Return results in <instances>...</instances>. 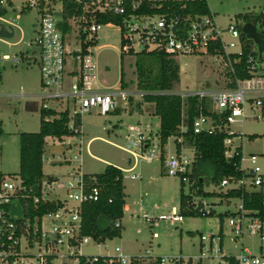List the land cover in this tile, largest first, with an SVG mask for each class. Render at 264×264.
Here are the masks:
<instances>
[{"label": "built area", "instance_id": "2783aa9c", "mask_svg": "<svg viewBox=\"0 0 264 264\" xmlns=\"http://www.w3.org/2000/svg\"><path fill=\"white\" fill-rule=\"evenodd\" d=\"M13 1L0 0V6L5 3L13 4ZM19 1L21 11L33 7L39 14L37 36L34 41L38 49L37 63L40 74L39 109L55 111V115H45V120H51L58 117L59 113L67 112L70 119L68 127L75 131L73 123L75 115L81 116L91 110H95L100 115H107L115 111L120 103L128 106L130 98H136V95L143 98L145 94L140 90L135 92L133 89H125L120 84L119 86L106 85L98 79L97 59L100 50L96 47L97 33L102 26L114 24L97 21L99 15L121 16L117 26L120 27V51L125 54L130 51L159 50L174 59L179 55L209 54V46L220 44L223 50L221 54L223 66L232 71V64L238 59L232 60L230 53H240L242 50L240 31L235 22L222 27L216 22L213 13L189 14L182 17L169 10L152 11L156 8L160 9L166 0H72L75 7L67 15L64 14V0ZM16 19L7 20L0 16V20L10 24L8 30L12 31L13 35ZM63 26H66V29ZM69 43H78V46L72 50ZM83 44H86L85 49ZM23 56L22 52L20 57L2 54L0 60L17 64ZM262 56L261 62L252 55L245 59L251 75L237 80L235 88L185 94L166 91L178 94L182 98L187 96L199 98V112L193 120L194 133L198 134L203 130L212 131L215 128L212 117L203 112L202 101L204 100L209 105V111L216 114L225 113L223 128L229 135H232L228 132L231 124H242L246 118L260 119L264 116V54ZM25 57L29 61L32 60L31 56L25 55ZM257 108L260 114L256 112ZM218 128L220 129L221 126L218 125ZM128 130L130 132L125 135L127 146L117 145L118 147L146 162L160 160L161 150L155 151L149 136H146L137 126H129ZM81 134L45 138L49 145L64 147L60 154L55 155L54 162L80 164H78V171L68 173L66 181H61L57 177L52 180L46 178L42 180L41 195L29 194L30 190L24 185L18 173L0 177V264H56L59 258L62 259L61 264H69L65 260L68 256H76L78 264H143L156 259L159 260V264H192L191 257L184 259L182 256L168 258L151 255L128 256L122 253L119 247L115 248L118 252L115 256L80 254L81 245L92 240L88 236H80L81 206L98 201L101 194L100 187L94 185L92 179L85 178V173L81 171L82 159L77 157L81 154ZM74 136L79 137L77 144H74L71 139ZM224 145L226 158L233 157L235 147H232L230 136L225 137ZM130 146L137 147L141 153L131 150ZM49 158L50 155H47L46 159L49 160ZM257 159L258 157L254 154L241 155L239 168L243 175L223 177L214 187L223 192L232 188L241 189L243 192L256 191L262 194L264 201V173L257 165ZM193 160L194 153L192 157H188L182 150L175 151L173 155L165 156L164 172L167 175L178 176L184 183L193 184L194 181L190 178ZM245 161L248 162L246 166ZM135 166L136 160L127 170H132ZM135 176L140 177V175ZM55 188L67 191L68 197L64 199L49 197ZM27 197L32 198L34 206H37L40 201H59L60 205L55 210L46 211L41 216L34 215L31 218L25 215V207L20 203ZM234 198L238 199L239 203L235 211H228V225L235 233L231 240L236 241L239 237L242 238L243 227H246L251 234L257 235V241L252 246L257 251H253L249 246H243L237 254L224 253L220 247H214L216 241L221 243V233L200 234V255L195 257L199 264L203 259L210 258L216 259L214 264H264V218L254 214L255 211L246 209L242 196ZM69 199H72L73 203H70ZM213 206L207 203L205 197L193 196L187 208L198 210L202 215H210ZM246 217L250 221L248 225L244 220ZM142 218L150 228L158 227L160 222L177 224L184 220L181 212L175 208H172L169 213L158 215L144 213ZM115 226H122L121 220H117ZM31 249L34 251H30ZM99 256L108 258L100 262Z\"/></svg>", "mask_w": 264, "mask_h": 264}, {"label": "rangeland", "instance_id": "374dc122", "mask_svg": "<svg viewBox=\"0 0 264 264\" xmlns=\"http://www.w3.org/2000/svg\"><path fill=\"white\" fill-rule=\"evenodd\" d=\"M211 13L215 15L216 22L222 27L235 22V15L250 11L258 13L264 10V0H206ZM21 3L14 0L13 4H3L0 9L6 11L0 15L4 19L15 21V34L12 37L0 36V56L9 54L11 57H20L19 63L0 60V177L5 174L19 171V131L34 132L39 128L40 121V74L37 63L38 49L34 44L37 36V21L39 14L33 7L21 11ZM17 16V17H16ZM8 30L10 24L0 20ZM260 28V27H258ZM96 47L100 50L98 55V79L106 85H117L120 82V73H124V80L128 84L125 89L136 88L135 55L121 54L120 27L108 24L101 27L97 33ZM70 44L75 49L76 44ZM31 56L32 60L26 59ZM36 59V61H35ZM178 64V78L172 89L168 92L185 94L188 92L207 91L225 88L228 82L221 55L206 53L179 55L174 58ZM129 99V105L118 108L107 114L100 115L95 110L81 115V171L88 174L101 173L107 164L123 169V185L125 192V213L121 219V235L107 239L102 243L89 240L81 245L80 254L87 256L108 255L115 256V248L119 247L124 254L151 255L164 258L182 256L184 259L192 258V264H199L195 257L200 255V234L221 233V243L216 241L214 247L221 248L224 253L237 254L243 246H249L253 251V244L257 235H253L243 227V236L236 241L231 240L235 234L228 225V214L219 216L225 211H235L239 200L232 198L228 204L219 202L220 197H205L208 204L214 205V215L183 216V221L177 224L160 222L158 227L150 228L142 218L144 213L158 215L169 213L172 208L179 210L180 178L161 172L159 159L146 162L142 158L133 157L129 152L117 145H126L125 135L129 133L127 125L139 126L146 136L151 138V146L156 152L160 150L158 142L159 118L154 115V103L146 102L139 95ZM136 104L139 105L136 106ZM209 106V105H208ZM120 110V111H119ZM185 110V108H184ZM118 112V113H114ZM256 112L260 114L259 109ZM181 129L185 130L182 124ZM232 133V147L240 146L242 155L254 154L258 157L257 165L264 173V116L260 119L246 118L243 123H233L228 127ZM257 134L255 138L250 135ZM74 144L79 137L71 138ZM90 140V141H89ZM182 140L183 152L193 156V148L185 139ZM89 141V143H88ZM176 137L171 136L165 145L166 156L176 151ZM49 142V140H48ZM131 150L141 153L135 146ZM64 150L60 145L46 143L43 159V173L54 176L61 181L68 179V173L78 171V164L68 162H54L56 154ZM53 154L54 156H52ZM67 154V153H66ZM50 155L49 160L46 156ZM136 160V166L127 170ZM52 161V162H51ZM244 165H248L245 161ZM135 175H140L135 176ZM207 175H210L208 171ZM135 176V177H133ZM205 189L218 191L214 185H206ZM184 193L189 192V183L185 182ZM53 198H67L68 193L57 189L49 194ZM73 203L72 199H69ZM219 202V203H218ZM246 225L249 218L244 219ZM47 222V218H46ZM241 238V239H240ZM236 245V247H234ZM30 251H34L31 249ZM149 253L146 254V252ZM30 259H33L30 257ZM69 264H78L76 256L65 258ZM62 259L56 260L61 264ZM214 264L216 259H203L201 264ZM172 264V263H169Z\"/></svg>", "mask_w": 264, "mask_h": 264}, {"label": "trees", "instance_id": "16d2710c", "mask_svg": "<svg viewBox=\"0 0 264 264\" xmlns=\"http://www.w3.org/2000/svg\"><path fill=\"white\" fill-rule=\"evenodd\" d=\"M64 14H70L74 10L72 0H64ZM177 13L182 17L186 15H205L211 11L206 0H166L160 9L152 11H166ZM121 16L107 14L97 16V21L101 23L112 22L115 25L120 23ZM251 22L257 26L259 32L264 34V10L258 13L246 11L235 15V24L240 31V41L242 50L240 53H230L231 59H238L233 62L231 71L225 67V76L228 82L225 88H235L236 81L250 77L249 65L245 59L252 55L258 62H261L262 55L259 54L256 45L251 39H248L242 33V25ZM66 29V26H63ZM260 27V28H258ZM86 44H83L85 49ZM208 53L210 55H221L223 53L220 44H212L209 46ZM122 55L124 53H121ZM128 54L135 55V73L136 88L145 92L143 100L154 103V115L159 118L158 142L161 150L160 164L161 172H164L165 161V145L171 136L176 137V152H180L182 140L185 139L189 146L193 148L194 160L190 178L194 181L189 185V192L184 193V182L180 179V197L179 211L183 216H202L198 210H190L187 208L188 203L193 196L202 197H220L219 202H229L230 198L242 196L243 205L246 209L255 211L254 214L264 218V201L262 194L256 191L243 192L241 189H228L226 192L206 190V185H217L223 177H241L243 172L239 168V161L242 155L241 147L236 146L234 155L231 158L225 156L224 139L226 136L232 137L224 129L225 113L216 114L209 111L207 102L202 101L203 112L205 115L212 117L214 130L196 134L193 132V120L199 112V98L197 96H187L182 98L178 94H171L166 91L172 89L178 78V64L175 60L159 50H141L137 52L130 51ZM120 85L123 88L128 87L124 80V73H120ZM164 93H154V92ZM264 104V97H263ZM136 106L139 107L138 104ZM185 108V110H184ZM40 121L37 131H19V171L17 172L24 185L30 190L29 194L41 195V183L45 179L43 173V154L45 152V138L47 136L61 137L63 135H80L81 134V116L73 117L74 129L68 127L69 117L67 112L59 113L58 117L51 120H45V115H55V111L50 109H39ZM185 126V130L181 129V125ZM218 125L221 128H218ZM2 129L0 128V132ZM259 135L253 134L249 137L255 138ZM208 171L210 175H207ZM84 177L93 180V184L100 187V199L96 202L85 203L81 206V230L80 236H88L97 243H102L107 239L121 235L122 226H115L117 220H121L125 210V192L123 185V171L121 168L107 164L101 173L88 174ZM54 176H47V180H52ZM218 202V203H219ZM25 207V215L33 217L41 216L46 211L55 210L59 205V201H40L37 206L33 205L32 198L27 197L20 202ZM212 209L210 215H214ZM228 214V211L220 213ZM107 256H99L100 262ZM139 264V263H137ZM143 264H159V260H150Z\"/></svg>", "mask_w": 264, "mask_h": 264}, {"label": "water", "instance_id": "95a60500", "mask_svg": "<svg viewBox=\"0 0 264 264\" xmlns=\"http://www.w3.org/2000/svg\"><path fill=\"white\" fill-rule=\"evenodd\" d=\"M242 33L253 41L259 54H264V34L258 31L257 26L251 22L242 25ZM13 32L7 31L3 24H0V36L12 37Z\"/></svg>", "mask_w": 264, "mask_h": 264}, {"label": "crops", "instance_id": "0c3cea01", "mask_svg": "<svg viewBox=\"0 0 264 264\" xmlns=\"http://www.w3.org/2000/svg\"><path fill=\"white\" fill-rule=\"evenodd\" d=\"M4 12V9H0V15L2 14ZM120 111V110H119ZM114 113H118V112H114ZM129 126H132V125H127V127H129ZM136 126V125H135ZM139 129H141L139 126H137ZM142 130V129H141ZM179 140H181V139H179ZM184 148H183V146H181V150L182 151H184L183 150ZM193 153H194V151H193ZM165 156H166V153H165ZM207 190V189H206ZM228 204H229V202H227ZM125 207H126V204H125V206H124V210H125Z\"/></svg>", "mask_w": 264, "mask_h": 264}]
</instances>
